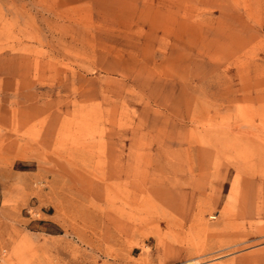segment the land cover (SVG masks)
Returning <instances> with one entry per match:
<instances>
[{
  "label": "rangeland",
  "instance_id": "1",
  "mask_svg": "<svg viewBox=\"0 0 264 264\" xmlns=\"http://www.w3.org/2000/svg\"><path fill=\"white\" fill-rule=\"evenodd\" d=\"M0 264H264V0H0Z\"/></svg>",
  "mask_w": 264,
  "mask_h": 264
},
{
  "label": "crops",
  "instance_id": "2",
  "mask_svg": "<svg viewBox=\"0 0 264 264\" xmlns=\"http://www.w3.org/2000/svg\"><path fill=\"white\" fill-rule=\"evenodd\" d=\"M244 188H241V194H245L244 191H243Z\"/></svg>",
  "mask_w": 264,
  "mask_h": 264
}]
</instances>
